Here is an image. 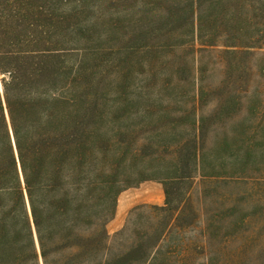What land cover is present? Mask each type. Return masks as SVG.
<instances>
[{
    "label": "trees",
    "instance_id": "trees-1",
    "mask_svg": "<svg viewBox=\"0 0 264 264\" xmlns=\"http://www.w3.org/2000/svg\"><path fill=\"white\" fill-rule=\"evenodd\" d=\"M119 29L121 48L103 47ZM263 49L264 0H0V264L245 261L249 251L215 241L216 216L201 214L203 242L178 237L199 221L192 191L208 178L201 141L216 118L198 115L197 105L212 97L229 120L237 100L196 77L204 74L198 58L214 63L217 55L229 75L240 70V55ZM98 55L120 56L121 85L146 66L161 70L164 91L172 77L176 88L192 85V114L176 120L164 109L143 123L153 122L151 131L124 128L132 102L121 100V116L110 115L88 65ZM120 119L121 132L110 137L105 127ZM144 181L162 185L164 206L134 208L111 237L118 195Z\"/></svg>",
    "mask_w": 264,
    "mask_h": 264
},
{
    "label": "rangeland",
    "instance_id": "rangeland-1",
    "mask_svg": "<svg viewBox=\"0 0 264 264\" xmlns=\"http://www.w3.org/2000/svg\"><path fill=\"white\" fill-rule=\"evenodd\" d=\"M117 10L121 11V6ZM115 33L119 36L111 38L103 47L121 48V29ZM119 57L91 56L88 65L95 86H98L96 93L104 98L110 115L121 116V100L129 99L132 102L124 109V113L130 117L122 124L124 128L151 131L154 123L144 126L143 123H147L152 116L163 114L164 109L176 120L181 117L179 113L192 114V85L180 84L181 89L176 88L177 77H172V88L164 91L158 80L161 70L153 67L151 71L150 66H146L129 73L123 86L121 62H117ZM212 59L215 64L210 63L207 58H198L200 62L196 68H200L204 74H196V77L204 79L202 81L205 84L222 88L217 93L218 97L235 93L237 100L231 111L232 119L229 120L223 118L225 112L215 109L212 97H206L197 105L198 115L215 116V120L220 119L223 123L217 124L213 117V121L208 119L205 123L201 153L202 171L208 178H197L192 191L193 202L199 210L200 218L184 232L179 231L178 238L203 242L201 214L204 212L205 217L216 216L215 219L221 220L218 224L219 230H213L215 241H229L233 249L243 248L244 252L249 251L246 260L239 264H264V181L257 183L258 185L255 182L264 179V49L251 52V55H240V70L233 69L229 75L223 73V65L217 55L213 54ZM141 69L146 70V73L140 75L137 71L140 72ZM147 70H150V74ZM183 77L186 78L187 74ZM223 81L225 87L220 86ZM160 104L166 108H162ZM172 127L176 126H167ZM105 129L110 137L118 135L121 132V119L111 121ZM189 133L190 131L185 132L184 136ZM232 177H240V183L226 186L224 183ZM209 191L212 193L210 199L205 198ZM252 196L257 199L255 204H243V201ZM225 200L228 201L224 202ZM209 201H212L211 204ZM199 202L206 204L202 207ZM164 204L163 187L156 181H144L125 188L118 195L115 215L107 224L108 234L112 237L121 230L129 212L134 208L163 207ZM242 219L247 220L244 226L238 225ZM251 254L256 255L257 263Z\"/></svg>",
    "mask_w": 264,
    "mask_h": 264
}]
</instances>
